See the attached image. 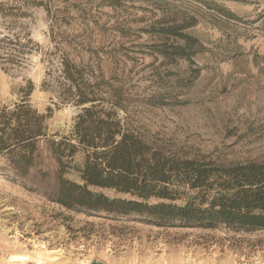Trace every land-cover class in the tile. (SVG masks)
<instances>
[{
  "label": "rangeland",
  "instance_id": "1",
  "mask_svg": "<svg viewBox=\"0 0 264 264\" xmlns=\"http://www.w3.org/2000/svg\"><path fill=\"white\" fill-rule=\"evenodd\" d=\"M51 10L55 40L40 8L32 10V38L54 61L66 55L103 81L99 94L119 98L124 126L179 156L224 165L264 161V0H136L119 7L54 0ZM165 16L193 22L185 30L198 42L193 64L149 49L155 37L146 30ZM45 72L40 52L10 72L0 69V105L12 107L31 83L28 103L40 114L51 110L47 132L60 139L78 109L42 87ZM81 159L77 154L73 163ZM38 167L47 175L37 173L33 182L35 170L26 181L0 172V264H11V255L27 257L23 264H264V230L158 227L70 210L45 194L56 164L44 142ZM64 176L81 182L73 170Z\"/></svg>",
  "mask_w": 264,
  "mask_h": 264
},
{
  "label": "trees",
  "instance_id": "2",
  "mask_svg": "<svg viewBox=\"0 0 264 264\" xmlns=\"http://www.w3.org/2000/svg\"><path fill=\"white\" fill-rule=\"evenodd\" d=\"M134 1L100 3L119 7ZM52 2L0 0V69L10 72L21 67L28 55L40 52L46 64L42 87L55 92L60 104L78 109L75 123L68 136H49L46 120L51 110L40 114L30 106L33 87L29 83L21 90L19 102L12 107L0 105V172L15 181H26L33 170L32 182L37 173L45 177L47 172L38 167L39 144L44 142L56 164L45 194L64 208L134 217L158 227L264 230V161L224 165L187 158L124 126L117 113L122 107L119 98L109 100L99 94L103 81L91 80L86 67L66 55L54 61L53 52L42 51L32 38V10L40 8L51 21L49 40H55ZM181 19L165 16L150 26L146 32L155 41L149 49L167 61L185 59L193 64L198 42L185 32L193 22ZM77 154L82 157L79 164L73 163ZM69 170L77 172L81 182L66 178ZM105 189L124 197H108L101 191Z\"/></svg>",
  "mask_w": 264,
  "mask_h": 264
},
{
  "label": "bare ground",
  "instance_id": "3",
  "mask_svg": "<svg viewBox=\"0 0 264 264\" xmlns=\"http://www.w3.org/2000/svg\"><path fill=\"white\" fill-rule=\"evenodd\" d=\"M8 261L12 264V263H20L23 264L26 261H28V258L25 256H21V255H11L10 257H8Z\"/></svg>",
  "mask_w": 264,
  "mask_h": 264
}]
</instances>
